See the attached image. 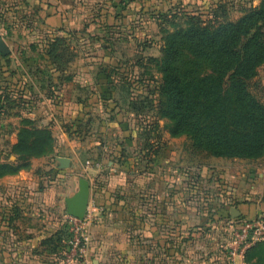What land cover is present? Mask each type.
<instances>
[{
	"label": "rangeland",
	"instance_id": "rangeland-1",
	"mask_svg": "<svg viewBox=\"0 0 264 264\" xmlns=\"http://www.w3.org/2000/svg\"><path fill=\"white\" fill-rule=\"evenodd\" d=\"M262 1L0 0V41L9 50L0 54V99L8 94L0 165L18 161L17 144L44 150L24 158L27 169L0 177V264H230L233 235L264 224V151L251 160L213 157L188 135L172 136L161 115L160 61L173 35L214 34ZM248 91L264 108V61ZM39 94L51 107L73 96L81 110L69 119L67 106L57 125L48 106L24 116L22 100ZM79 179L90 187L82 221L65 205ZM154 185L165 241L142 258L156 245L137 232L136 206L143 193L152 200ZM260 259L254 253L243 264Z\"/></svg>",
	"mask_w": 264,
	"mask_h": 264
},
{
	"label": "trees",
	"instance_id": "trees-1",
	"mask_svg": "<svg viewBox=\"0 0 264 264\" xmlns=\"http://www.w3.org/2000/svg\"><path fill=\"white\" fill-rule=\"evenodd\" d=\"M163 74L159 92L164 97L161 115L172 122V136L188 135L196 150L226 159L251 160L264 151V108L248 91V81L264 61V0L235 24L214 34L190 29L170 37L162 49ZM4 94L7 92H3ZM0 99L4 103L8 94ZM15 151V164L0 165V177L28 168L25 157L44 153L37 143ZM254 253L264 261V242L243 255Z\"/></svg>",
	"mask_w": 264,
	"mask_h": 264
},
{
	"label": "crops",
	"instance_id": "crops-1",
	"mask_svg": "<svg viewBox=\"0 0 264 264\" xmlns=\"http://www.w3.org/2000/svg\"><path fill=\"white\" fill-rule=\"evenodd\" d=\"M58 98L57 96H53L51 97V101L52 103L56 104V100L60 99L61 94H58ZM54 99V100H53ZM56 99V100H55ZM23 105L25 108H29L28 111H22V114H25L24 116H29V117H35L37 115L41 116L40 113L44 112V107L49 108L50 111H52L51 113H49V117L53 120V122L57 125V124H61V114H62V118L65 117V113H66V108L67 106L72 107L71 109H73V111L71 113H68L69 119H74V115L78 114L79 111L81 110V105H77V104H73V96L69 97H65V99L61 100L59 102L58 106H54L52 105L49 106L46 102L47 100L41 95L39 94V97L37 100L32 101V98L30 97L29 99L25 97V100L23 101ZM64 109V112H62V110ZM53 113V114H52ZM55 117H54V116ZM46 117V116H45ZM47 118V120H48ZM35 119V118H34ZM68 119V120H69ZM43 121V120H42ZM43 122H46V120H44ZM61 129V128H59ZM62 136H64L62 134ZM71 144V143H70ZM93 144L89 143L88 149L92 148ZM91 152H94V149L91 150ZM72 162V160H70ZM108 165L110 166L111 163H108ZM86 173H89V169H85L84 170ZM92 171H94L93 173H98L99 170L97 169H92ZM111 171H113V169H111ZM153 192H151V194L153 195L151 198L152 200H147L145 199V195L143 193L142 195V200H140L137 203L136 206V223H137V232L141 235V238L144 239V237H150L151 238V242L155 243V247L154 249H152L150 252L144 251L142 250V258H144L146 256L149 257V255H157L159 253V249L157 248V244L158 246H160L159 243H164L165 240H162L165 236L161 235V232L159 230V223L158 222V217H157V212L160 210L159 209V204L160 202L157 200L158 195H156L155 193H157V185H154L152 187ZM169 208V207H168ZM174 215V214H173ZM169 219V217L167 218ZM161 240V241H160ZM160 241V242H159ZM168 247V246H167ZM170 250V246L168 247L167 253ZM154 253V254H152ZM234 264H243V260L242 259H235Z\"/></svg>",
	"mask_w": 264,
	"mask_h": 264
},
{
	"label": "built area",
	"instance_id": "built-area-1",
	"mask_svg": "<svg viewBox=\"0 0 264 264\" xmlns=\"http://www.w3.org/2000/svg\"><path fill=\"white\" fill-rule=\"evenodd\" d=\"M262 240H264L263 222L255 220L253 223H246L233 235L226 253L227 261L234 264L235 259H242L248 248Z\"/></svg>",
	"mask_w": 264,
	"mask_h": 264
},
{
	"label": "water",
	"instance_id": "water-1",
	"mask_svg": "<svg viewBox=\"0 0 264 264\" xmlns=\"http://www.w3.org/2000/svg\"><path fill=\"white\" fill-rule=\"evenodd\" d=\"M0 54L2 56L9 54V50L2 41H0ZM59 163L60 166L63 167L68 165L69 160L60 159ZM89 191L90 187L88 181L85 179H79L76 193L72 197L65 200L66 212L69 216L79 221L83 220L88 206ZM237 215L238 213L235 210H231V218H234Z\"/></svg>",
	"mask_w": 264,
	"mask_h": 264
}]
</instances>
